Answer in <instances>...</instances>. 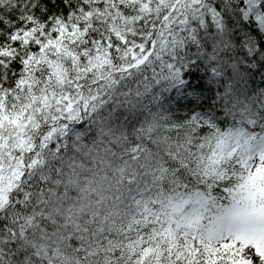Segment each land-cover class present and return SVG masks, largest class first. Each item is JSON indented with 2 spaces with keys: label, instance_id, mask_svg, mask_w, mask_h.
<instances>
[{
  "label": "snow or ice",
  "instance_id": "snow-or-ice-1",
  "mask_svg": "<svg viewBox=\"0 0 264 264\" xmlns=\"http://www.w3.org/2000/svg\"><path fill=\"white\" fill-rule=\"evenodd\" d=\"M0 264H264V0H0Z\"/></svg>",
  "mask_w": 264,
  "mask_h": 264
}]
</instances>
